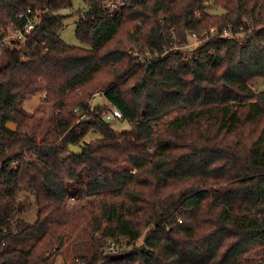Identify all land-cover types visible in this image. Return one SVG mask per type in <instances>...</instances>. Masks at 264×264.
<instances>
[{
	"label": "trees",
	"instance_id": "trees-1",
	"mask_svg": "<svg viewBox=\"0 0 264 264\" xmlns=\"http://www.w3.org/2000/svg\"><path fill=\"white\" fill-rule=\"evenodd\" d=\"M85 1L76 36L89 46L60 35L73 0H0V29L28 8L42 16L26 46L0 42V264H56L71 244L72 264H264V0ZM244 19L245 44L173 47ZM94 92L108 104L93 107ZM41 93L52 140L23 106ZM110 106L129 129L104 119ZM72 197L83 204L67 210Z\"/></svg>",
	"mask_w": 264,
	"mask_h": 264
},
{
	"label": "rangeland",
	"instance_id": "rangeland-1",
	"mask_svg": "<svg viewBox=\"0 0 264 264\" xmlns=\"http://www.w3.org/2000/svg\"><path fill=\"white\" fill-rule=\"evenodd\" d=\"M112 2V1H110ZM207 6H210L209 1L207 0L206 2ZM88 7V4L85 0H73V6L71 8L63 9L59 13L66 15L65 19V25L60 31V35L63 38V40L70 45H81V46H89L87 44L82 43L79 38L76 36V28H77V22L81 16L82 11L86 10ZM211 11L215 12H220L221 9H214L210 8ZM197 11V10H196ZM198 12V11H197ZM203 34V33H202ZM188 36V35H187ZM188 40L190 41L189 37L187 38L186 43H188ZM206 42L205 40L199 41V45H203ZM183 45H179L178 43L175 42L174 48L179 49L181 51H184L185 55L186 52L182 48ZM131 53L133 52L134 55H137L138 53L134 52L133 50L130 51ZM188 55V57H190ZM4 58V53L1 51L0 53V61ZM149 62V58L147 59L146 57L142 56L141 64H146ZM255 86L257 88H263L264 87V81L263 80H257L255 83ZM91 104L92 106H103L107 105L108 101L105 98V96L100 93V92H94L92 95L91 99ZM28 111L32 112L35 110L41 111L38 115H36L35 120H34V136L39 140L43 138H49L50 140L55 139L57 134H56V126L53 121L55 111L54 108L52 107L51 104L45 102L44 100L40 99L39 96L25 101L23 105ZM83 117V116H82ZM111 126L118 130H126L130 128V122L127 119H120V118H113L110 121ZM100 137L99 133L96 132H90L86 137H85V142H90L91 140H94L96 138ZM85 174L83 173L81 176V179H84ZM72 188L74 186L72 185ZM83 202H80L79 200H75V198H70L67 204V210H71L72 207L77 208L80 205H82ZM26 212H25V217L33 222L36 219L37 216V205L35 200L31 197L27 200L26 204ZM85 236L86 232L83 230L80 235L78 236V243H82L85 241ZM75 245L71 244L68 247L64 248L57 256L55 259L56 264H72L73 260V255L75 254ZM132 248V247H131ZM130 248V249H131ZM252 255H255L254 253Z\"/></svg>",
	"mask_w": 264,
	"mask_h": 264
},
{
	"label": "built area",
	"instance_id": "built-area-1",
	"mask_svg": "<svg viewBox=\"0 0 264 264\" xmlns=\"http://www.w3.org/2000/svg\"><path fill=\"white\" fill-rule=\"evenodd\" d=\"M120 4L121 3L109 2L108 3L109 12L113 13ZM18 19L23 21L21 25L16 23H10L9 25L2 27L0 29V42L2 46L10 45V46H16L18 48H22L26 46V44L32 39L34 30L36 29L38 24L42 21V16L40 12L38 11L34 12L32 8H28L25 12L20 13L18 15ZM246 25L248 26L247 30H245ZM253 29H254V25L252 21L249 19H244V22L238 27H234L231 24L223 28H219L217 26H211L201 35L196 32L189 33L188 37L190 41L188 40V43L184 44L182 48L185 50L188 56L191 53H193L197 48L200 47L199 41L205 39L207 41L208 39H212L216 37L236 38L239 39L241 44H245L247 39L241 36L246 34L247 35L251 34L253 32ZM2 46L0 49V53L2 51ZM23 57L24 59H27L26 56ZM38 96L42 100L47 98L46 93H41ZM103 116L106 121H110L113 118L124 119L122 111L116 106H110L109 108L105 109ZM119 249H120L119 246L113 240H108L106 245L102 248V251L104 254H111V253H117Z\"/></svg>",
	"mask_w": 264,
	"mask_h": 264
},
{
	"label": "water",
	"instance_id": "water-1",
	"mask_svg": "<svg viewBox=\"0 0 264 264\" xmlns=\"http://www.w3.org/2000/svg\"><path fill=\"white\" fill-rule=\"evenodd\" d=\"M150 63L148 62V65H149ZM69 149L71 150V152L72 153H74V154H79V153H82V151H83V148L81 147V146H79V145H74V144H70L69 145Z\"/></svg>",
	"mask_w": 264,
	"mask_h": 264
}]
</instances>
